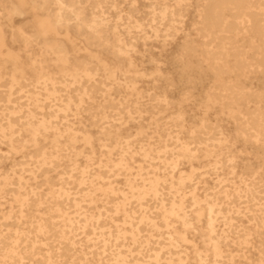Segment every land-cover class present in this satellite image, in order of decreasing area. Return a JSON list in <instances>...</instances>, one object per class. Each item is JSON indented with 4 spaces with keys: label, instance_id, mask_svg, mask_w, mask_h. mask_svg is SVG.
<instances>
[{
    "label": "bare ground",
    "instance_id": "bare-ground-1",
    "mask_svg": "<svg viewBox=\"0 0 264 264\" xmlns=\"http://www.w3.org/2000/svg\"><path fill=\"white\" fill-rule=\"evenodd\" d=\"M255 74L264 0H0V264H264Z\"/></svg>",
    "mask_w": 264,
    "mask_h": 264
},
{
    "label": "rangeland",
    "instance_id": "rangeland-1",
    "mask_svg": "<svg viewBox=\"0 0 264 264\" xmlns=\"http://www.w3.org/2000/svg\"><path fill=\"white\" fill-rule=\"evenodd\" d=\"M143 10H146L145 8H143ZM193 20V13L190 12L186 18V28L189 26L190 21ZM22 20L20 18L16 19V25H22L23 22H21ZM180 38H178V40L175 42V44L170 45L169 47H167L166 49H162L161 48V43L160 42H153L152 44H154L152 47H150V54L151 56H153L155 59H158L161 62H164V65L161 64V67L163 70H165L166 72L171 70V66L169 65L170 63H173V56L175 55L174 53L176 52V45L177 43L180 41ZM142 47L140 46L139 49H141ZM15 50H17V48L15 47ZM174 66H176V64H173ZM144 67L150 71L154 68L153 65L144 64ZM247 83L250 86H256V87H263L264 86V74H255L249 77V79L247 80ZM163 82L160 83V85H162ZM197 91H195V97H201L202 96V89H200L198 87V89H196ZM181 92V90L179 88L177 89H173L169 92V95L171 98L176 99L179 97V93ZM199 94V95H198ZM187 110H192L188 112V116H194L195 118L199 117L200 114L198 111L195 110V108L193 106H189L186 108ZM219 112L217 111H212L208 114V117L210 119H213L215 117L219 116ZM130 126L132 124H129ZM221 125L223 126L224 130L227 132H232L233 131V126L228 123L227 121H225L224 117H223V121L221 122ZM237 146L242 147L243 145L240 143H237ZM248 151L251 150H255V147L250 146V145H245V147ZM252 162V160H251Z\"/></svg>",
    "mask_w": 264,
    "mask_h": 264
},
{
    "label": "clouds",
    "instance_id": "clouds-1",
    "mask_svg": "<svg viewBox=\"0 0 264 264\" xmlns=\"http://www.w3.org/2000/svg\"><path fill=\"white\" fill-rule=\"evenodd\" d=\"M3 141H0V143H2ZM0 162H3V155L0 154Z\"/></svg>",
    "mask_w": 264,
    "mask_h": 264
}]
</instances>
